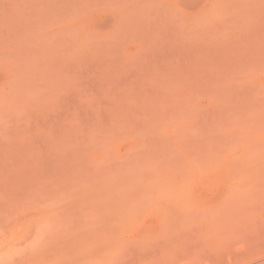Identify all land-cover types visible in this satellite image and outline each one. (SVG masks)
Segmentation results:
<instances>
[{"label": "rangeland", "instance_id": "374dc122", "mask_svg": "<svg viewBox=\"0 0 264 264\" xmlns=\"http://www.w3.org/2000/svg\"><path fill=\"white\" fill-rule=\"evenodd\" d=\"M0 264H264V0H0Z\"/></svg>", "mask_w": 264, "mask_h": 264}]
</instances>
